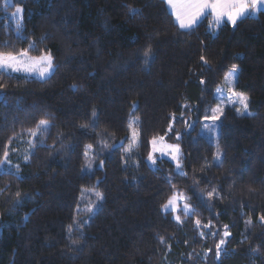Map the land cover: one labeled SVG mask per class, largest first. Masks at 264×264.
<instances>
[{
  "label": "trees",
  "instance_id": "1",
  "mask_svg": "<svg viewBox=\"0 0 264 264\" xmlns=\"http://www.w3.org/2000/svg\"><path fill=\"white\" fill-rule=\"evenodd\" d=\"M21 50L51 54L54 70L0 72V161L41 119L50 126L18 173L0 169V264H264V10L216 30L209 14L182 30L166 0H0V52ZM234 64L253 112L226 111L217 164L215 145L186 117L208 113ZM163 135L180 143L181 170L167 158L149 163ZM110 136L125 142L85 172ZM177 190L195 208L183 223L161 207ZM97 193L103 200L90 202ZM224 225L231 235L217 260Z\"/></svg>",
  "mask_w": 264,
  "mask_h": 264
},
{
  "label": "snow or ice",
  "instance_id": "2",
  "mask_svg": "<svg viewBox=\"0 0 264 264\" xmlns=\"http://www.w3.org/2000/svg\"><path fill=\"white\" fill-rule=\"evenodd\" d=\"M167 3L169 5H172L175 8V16L176 21L178 23V27L182 30H191L193 27L197 24L198 20L205 16L206 14H210L213 17V28L218 26L225 17L233 24L235 25L237 20L245 16L246 13H256L261 10H264V0H167ZM23 8L17 4L15 12L12 13V16L15 18L17 31H19L21 27V20H22V14H23ZM130 13L135 14L137 12V9L135 8H129ZM151 55V48H148L144 52L145 60L147 62V59ZM202 61H205V57H201ZM37 65H39V69L37 68ZM53 62H52V56L50 54H42L37 57H31L28 54L27 50H21L19 53H11V52H0V71H12V72H33V71H39L40 75L42 77L46 76L53 70ZM238 72V66L232 65L231 71L227 74L226 80H229L231 83H235L236 81V74ZM203 83V81H201ZM218 91H220L218 89ZM229 93V102L233 105L238 104L239 108H237V113L239 115H248L251 116L252 113L248 111L249 108V97L245 95L244 93H240L235 91L234 88L229 87L228 89ZM213 112L212 116H206V120L216 121L219 119V115L216 113L223 114V109L217 105L215 109L211 110ZM95 115V113H93ZM134 123V122H133ZM50 126V122L46 119H41L36 127L35 130H29L30 135L32 137H37L40 133L41 128L44 130H47V128ZM129 127H132V124H129ZM190 127V125H189ZM205 130L208 133H213L216 130V126L213 123V125H205ZM138 133L133 131L132 137H133V144L129 145V148L127 151L130 153L133 149V147L136 144ZM164 140L163 137L159 138V141L162 143ZM153 144V152H159L162 156L167 152L173 160L176 161V168L178 170L181 169V163L179 160L180 155V147L178 144H163L161 147H156L157 144V138H153L152 140ZM30 147H35L33 143L30 142ZM93 145L89 144L86 146L85 155L88 154L87 149H92ZM220 153H217V156H219ZM25 160L29 159L28 155L24 156ZM148 159L155 163V158L152 154L149 155ZM101 167L103 166V162H100ZM5 165H10V161L8 160V152H4V160L0 161V167H3ZM12 169H9V172H11ZM19 171V165L15 166V173H18ZM182 175H186L185 173H182ZM175 187V186H173ZM4 191L3 189H0V192ZM208 198L218 197L219 193L213 189L212 191H209L207 193ZM97 197L99 200H103V195L100 193H97ZM188 197L185 196L183 193H174L167 201V203L163 204L161 207L165 212H168L171 210L172 212H178L183 211L186 215L194 216L195 215V208L189 204ZM181 202H183L181 204ZM261 222H264V215H261L259 217ZM175 220L183 223L181 220V217L179 215L175 216ZM195 224L198 228L200 227H207L211 228L213 227L212 222L209 221L207 225H202L200 219L195 220ZM78 227H83L82 225H78ZM228 226L224 225V232L223 237L219 239V242L215 246V252L214 255L219 259L221 253L223 251H226V249L223 247L226 244V239L231 235L229 231H227ZM72 229L69 228V232L71 233ZM213 236H217L218 233L211 232L210 233ZM200 235L203 236L204 233L201 231ZM160 239L163 241V237H160ZM73 244L78 243V241L73 240ZM259 249H255L254 251H258ZM212 249H208L205 251V257L207 256L208 252H211Z\"/></svg>",
  "mask_w": 264,
  "mask_h": 264
},
{
  "label": "rangeland",
  "instance_id": "3",
  "mask_svg": "<svg viewBox=\"0 0 264 264\" xmlns=\"http://www.w3.org/2000/svg\"><path fill=\"white\" fill-rule=\"evenodd\" d=\"M13 2H14V0H6V3L7 4H12ZM20 6L24 10V6H22V5H20ZM168 6H169L170 10L173 12V14L175 16V8L172 5H169V4H168ZM14 12H15V10L12 13H14ZM12 13H11V16L10 17L15 22V18L12 16ZM258 13L259 12H256V13H246L245 16H247V15H257ZM207 15H209V14H206L205 16H202L198 20L197 24L201 21L202 18L206 17ZM245 16H243V17H245ZM23 17H24V11H23V14H22L21 23L23 21ZM175 19H176V16H175ZM240 19H238V20H240ZM238 20H237V22H238ZM225 22H230L227 19V17H225L224 20L218 26H216L215 28H213V17L211 15V28L212 29H215V30L218 29ZM29 56H31V57H37V56L31 55V54H29ZM52 62H53V58H52ZM53 66H54V64H53ZM237 66H238V72L236 74V81H235V83L233 84L229 80H226L227 74L231 71V68H230L229 71L227 72V74L225 75L223 81L220 83V85L215 90V93H214V103L208 107V109H207L208 110V113L205 116H202V117L195 116L193 113L192 114H188L187 117H186L187 118V121H188V127H187L188 130L197 127V133L199 135H202V136L206 137L208 140H210L215 145L214 163H217V164H220L223 161V157H224V151H223L222 147L220 146V132H221V125H222V121H223L224 115H225L226 111L229 108H233L235 110L237 108H239V105L238 104L233 105L232 103L229 102L228 89H229V87H232V88L235 89V91L240 92V93H244L242 91H239L237 89V87H236V84H237V81H238V77H239V65H237ZM39 67L40 66L37 65V68L38 69H39ZM53 70H54V67H53ZM53 70H52V72H53ZM0 72H2V71H0ZM5 72L12 73V74H21V75H25V76H29V77H38V78H41V79L50 76L51 73H52V72H50L46 76L42 77L40 75V72L38 70L37 71H33V72H24V71L12 72V71L9 70V71H5ZM218 89L220 91H218ZM244 94L247 95L246 93H244ZM247 96L249 97V95H247ZM249 102H250V97H249ZM217 105H219L223 109V114L216 113L217 115H219V119L216 120V121H214V122L211 121V120H206L205 119L206 116H212L213 115V112L211 110L212 109H215L217 107ZM248 111L251 112V113L253 112V110L250 109V104H249ZM213 123L216 126V130L213 133H208L205 130L204 126L206 124L209 125V126H211V125H213ZM189 125H190V127H189ZM43 130L44 129L41 128L40 133L38 134L37 137H32L30 135V133L27 134V135H25V136H23V137H20L17 140V142L14 145V147L12 148V151L8 155V160L10 161V165H5L3 167H0V169L1 170H9L11 168L13 171H15V166L16 165H19L20 166V162L22 160H25L24 159V156L25 155H28L29 156L31 154V152L33 151L34 147H30V142L35 145L37 138L40 136V134L42 133ZM133 131H135V130L132 129L131 132H130V134H129V138L127 140V144H126V147H125L126 151L129 148V145L130 144H133V137H132V132ZM180 136H181V134L178 135V137H180ZM160 137H163L164 138V140H163L162 143L165 144V145L166 144H178L179 145V147H180L179 160H180V163H181L182 148H181L180 143L177 142V141L171 140L168 137V135L158 136V137H155V138H157V144L155 146L158 147V148L162 146V143L159 141V138ZM124 142H125V139H121V140L116 139V140H114V138H112L111 136L110 137L101 138L99 140V144H98V147L95 150V152L91 153L88 156V158H87V160L85 162V165L83 167V170L85 172L92 173L93 170H94V168H96L97 166H101L100 162L101 161L103 162L104 155H108L109 151L114 146H116L118 144H121V143H124ZM138 143H139V134L137 136L136 144H135V146L133 147L132 150H134L137 147ZM217 153H220V155L217 156ZM150 154H152L154 156V158H155V163H153L152 161H150L148 159L149 163L152 166H157L158 165V161L160 159H162V158L170 159L176 165V161L173 160L172 157L167 152L163 156L159 152H155L154 153L153 152V144H152V149H151ZM177 192L183 193L186 196V194L184 192H182V191L177 190L175 193H177ZM89 201L90 202H94V201L97 202V201H99V199H98L97 196H94L92 198H89ZM182 203L183 202H181V204ZM182 212H183L182 210L181 211H178V212H175V215H179L181 217V220L183 221L184 218H183Z\"/></svg>",
  "mask_w": 264,
  "mask_h": 264
},
{
  "label": "crops",
  "instance_id": "4",
  "mask_svg": "<svg viewBox=\"0 0 264 264\" xmlns=\"http://www.w3.org/2000/svg\"><path fill=\"white\" fill-rule=\"evenodd\" d=\"M202 19H203V18H202ZM202 19H201V20H202Z\"/></svg>",
  "mask_w": 264,
  "mask_h": 264
}]
</instances>
